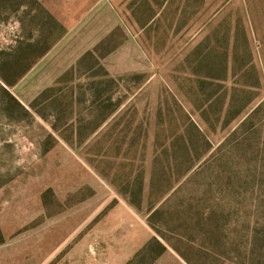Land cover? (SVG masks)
<instances>
[{"label": "rangeland", "instance_id": "rangeland-1", "mask_svg": "<svg viewBox=\"0 0 264 264\" xmlns=\"http://www.w3.org/2000/svg\"><path fill=\"white\" fill-rule=\"evenodd\" d=\"M0 264H264V0H0Z\"/></svg>", "mask_w": 264, "mask_h": 264}, {"label": "crops", "instance_id": "crops-1", "mask_svg": "<svg viewBox=\"0 0 264 264\" xmlns=\"http://www.w3.org/2000/svg\"><path fill=\"white\" fill-rule=\"evenodd\" d=\"M48 3H49V2H48ZM61 7H62V6H61V5H59V4H58V5H56V11H61ZM51 8L53 9V7H52V6H51Z\"/></svg>", "mask_w": 264, "mask_h": 264}]
</instances>
